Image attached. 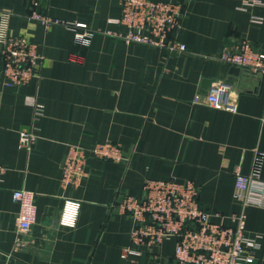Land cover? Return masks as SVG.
I'll use <instances>...</instances> for the list:
<instances>
[{"label": "crops", "instance_id": "0c3cea01", "mask_svg": "<svg viewBox=\"0 0 264 264\" xmlns=\"http://www.w3.org/2000/svg\"><path fill=\"white\" fill-rule=\"evenodd\" d=\"M173 1L187 4L179 39L188 52L182 55L102 33L83 47L72 31L45 30L30 20L27 0H0V9L13 14L11 33L27 35L45 57L39 78L10 89L0 56V264H178L175 238L122 257L134 224L113 205L125 193L143 198L147 179L194 181L201 207L225 226L241 213L236 172L249 174L256 152L264 154V75L242 68L231 73L234 67L219 54L244 40L264 53V25L251 20L264 17V7L242 12L237 0ZM41 6L52 17L100 31L126 30L110 22L121 16L118 0H42ZM220 81L233 83L236 113L195 103ZM28 97L44 106L31 152L19 148L21 131L33 125ZM108 141L122 145L125 160L90 156L82 185L64 188L70 146ZM21 189L36 194V220L25 233L18 232L13 199ZM67 199L80 202L76 214L66 213ZM245 213L247 233L260 243L253 264H264V208L247 207Z\"/></svg>", "mask_w": 264, "mask_h": 264}, {"label": "built area", "instance_id": "2783aa9c", "mask_svg": "<svg viewBox=\"0 0 264 264\" xmlns=\"http://www.w3.org/2000/svg\"><path fill=\"white\" fill-rule=\"evenodd\" d=\"M118 1L121 16L110 22L123 25L125 31H100L85 22L52 17L41 11L42 0H27L28 18L43 25L45 30L62 27L72 31L75 43L83 47H89L93 38L102 33L126 45H145L171 55L188 52L187 46L179 39L187 14L186 3L173 0ZM237 1L240 2L238 9L242 12L264 7V0ZM12 16V12L0 9V56L4 66V85L18 89L40 77L39 71L45 57L27 35L11 33L9 23ZM251 20L264 25L263 16L252 15ZM219 59L232 67L264 75V53L257 51L250 41H241L235 47L225 46ZM202 101L216 109L232 113L238 110V95L229 81L215 83L207 95H197L195 103ZM28 102L34 108L33 125L21 131L19 148L31 152L38 140L35 125L43 116L44 106L33 97H28ZM90 156L115 162L125 160L122 145L111 141L89 148L72 145L62 166L61 184L64 188L82 185L87 176L86 165ZM263 165L264 154L257 151L251 172H236L234 198L241 204L242 211L232 217L231 226L212 221V215L199 203V186L191 180L147 179L143 198L121 194L113 208L129 217L134 224L131 244L122 249V257L140 256L144 249L152 251L175 238L177 244L173 259L178 264H253L260 243L247 233L245 209L264 208ZM4 172L5 168L0 165V176ZM13 199L19 204L18 232H28L36 220V194L25 189L16 190ZM79 208L80 202L67 199L66 213L74 215ZM67 222L62 219L63 224H69Z\"/></svg>", "mask_w": 264, "mask_h": 264}, {"label": "water", "instance_id": "95a60500", "mask_svg": "<svg viewBox=\"0 0 264 264\" xmlns=\"http://www.w3.org/2000/svg\"><path fill=\"white\" fill-rule=\"evenodd\" d=\"M240 68L234 67L231 73H237ZM236 71V72H235ZM214 82V81H213ZM205 83L210 84L211 82L205 81Z\"/></svg>", "mask_w": 264, "mask_h": 264}]
</instances>
